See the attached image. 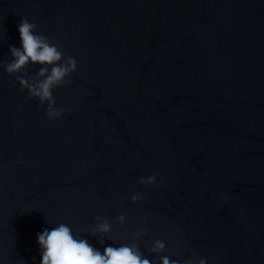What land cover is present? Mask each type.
I'll return each mask as SVG.
<instances>
[{
	"label": "water",
	"instance_id": "95a60500",
	"mask_svg": "<svg viewBox=\"0 0 264 264\" xmlns=\"http://www.w3.org/2000/svg\"><path fill=\"white\" fill-rule=\"evenodd\" d=\"M23 18L77 70L50 120L0 67V264H41L61 223L153 264H264V0H0V62Z\"/></svg>",
	"mask_w": 264,
	"mask_h": 264
},
{
	"label": "clouds",
	"instance_id": "9594fccd",
	"mask_svg": "<svg viewBox=\"0 0 264 264\" xmlns=\"http://www.w3.org/2000/svg\"><path fill=\"white\" fill-rule=\"evenodd\" d=\"M37 25L30 23L27 18H23L18 31L22 41V48L10 46V53L13 59L10 62H0V67L4 68L10 76H16V82L20 85L21 91L28 90L30 97L37 98L41 105L47 103L46 115L50 120L59 119L66 111L63 107H55V98L52 90L57 86H66L71 83L70 77L77 70V61L73 57L65 58L57 46L51 44L44 35L35 34ZM61 61H63L61 63ZM31 64H40L42 67L33 77L22 78L17 75L24 71ZM52 66L49 71V67ZM144 185H152L156 182L155 175L139 181ZM135 203L143 196L136 194L131 197ZM100 221L89 235L96 236L102 234L100 243L103 244V237L111 232V226L107 219L96 218ZM117 221L123 225L125 217L118 216ZM146 235L147 233H143ZM142 235L137 230L136 237ZM38 244L41 248V264H153L148 258L144 257L135 243L131 245H121L120 247L108 246L101 253L92 246L88 240L79 235L74 236L72 229L66 224H59L50 231L44 229L38 233ZM166 245L161 240H156L151 248L152 253H160ZM161 264H178L169 257H161ZM187 264H192L188 261ZM199 264H206L204 259L199 260Z\"/></svg>",
	"mask_w": 264,
	"mask_h": 264
}]
</instances>
